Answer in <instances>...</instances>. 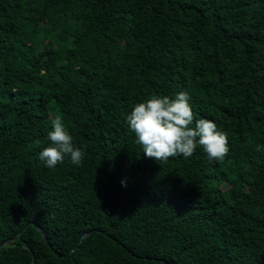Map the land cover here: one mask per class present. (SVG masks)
<instances>
[{"label": "trees", "instance_id": "16d2710c", "mask_svg": "<svg viewBox=\"0 0 264 264\" xmlns=\"http://www.w3.org/2000/svg\"><path fill=\"white\" fill-rule=\"evenodd\" d=\"M180 92L222 160L144 155L127 116ZM57 115L82 166L38 158ZM23 230L0 264H264V0H0V244Z\"/></svg>", "mask_w": 264, "mask_h": 264}, {"label": "clouds", "instance_id": "9594fccd", "mask_svg": "<svg viewBox=\"0 0 264 264\" xmlns=\"http://www.w3.org/2000/svg\"><path fill=\"white\" fill-rule=\"evenodd\" d=\"M190 99L187 92L178 93L175 99L152 95L134 106L127 116V124L137 143L143 146L146 157L160 163L177 156L188 159L198 146L203 148L210 162L222 160L228 154L227 133L218 130L211 120L194 119ZM48 138L51 145L38 157L46 167L55 168L65 157H69L73 165L82 166L85 152L75 146L61 116L52 120ZM260 150L257 146V151Z\"/></svg>", "mask_w": 264, "mask_h": 264}, {"label": "water", "instance_id": "95a60500", "mask_svg": "<svg viewBox=\"0 0 264 264\" xmlns=\"http://www.w3.org/2000/svg\"><path fill=\"white\" fill-rule=\"evenodd\" d=\"M23 233H24V230H23L22 232H20L18 235H16L14 238L9 239V240H6L5 242L1 243V244H0V250H1L2 248L6 247V246H10V245H12L16 240L19 239V237H20ZM90 234H91L90 232L87 233V234L85 235V237H88ZM42 235H43V238H44L45 243H46L48 246L51 247V244H50L48 238H47L44 234H42ZM75 249H76V248H74V250H75Z\"/></svg>", "mask_w": 264, "mask_h": 264}]
</instances>
